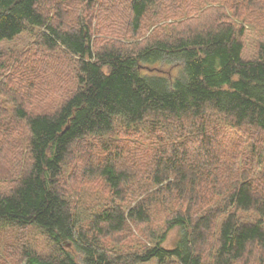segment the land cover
<instances>
[{
  "label": "trees",
  "instance_id": "16d2710c",
  "mask_svg": "<svg viewBox=\"0 0 264 264\" xmlns=\"http://www.w3.org/2000/svg\"><path fill=\"white\" fill-rule=\"evenodd\" d=\"M4 112L18 264H264V0H0Z\"/></svg>",
  "mask_w": 264,
  "mask_h": 264
},
{
  "label": "rangeland",
  "instance_id": "374dc122",
  "mask_svg": "<svg viewBox=\"0 0 264 264\" xmlns=\"http://www.w3.org/2000/svg\"><path fill=\"white\" fill-rule=\"evenodd\" d=\"M33 40V37L29 34H22L18 38H16L13 42H6L3 43V47L8 49H24L27 47L28 43ZM252 50L254 48L252 47V44L249 41L245 42V51L246 55L250 56L252 54ZM4 116L0 117L1 124L4 125L9 118V115L4 112ZM22 155V147L19 146L17 149L10 153L7 145L0 146V172L7 171L6 168H8L9 165L7 163L11 161H15V157H18ZM76 163V168L79 169L77 172H81V169L83 168V164L79 162L72 161L69 163V167L71 168ZM80 167V168H79ZM70 168H66L65 172L69 173ZM76 174H73L69 177V180L67 181V185L70 188L74 189H82L84 191H87V187L84 183L81 182V179H79V175L74 176ZM23 232V233H22ZM181 235V228L175 227L173 228L166 239V241L163 243L166 247H171L176 243L178 238ZM26 238V240L24 239ZM20 241H27L29 244L32 245V247L39 251L40 253L46 255L53 252V247L49 244V241L47 238L38 230L35 229H29L28 231L23 230L20 231V229H15V227L12 226H6L0 224V264H18V262L13 261V257L11 256L12 253H14V256L17 252L15 249V245L18 246L21 244ZM68 247H71L70 244H67ZM138 264H156L155 260H150L148 262H142Z\"/></svg>",
  "mask_w": 264,
  "mask_h": 264
}]
</instances>
